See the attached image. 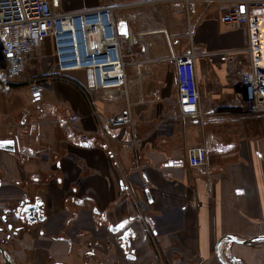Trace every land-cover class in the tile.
<instances>
[{
    "label": "crops",
    "instance_id": "crops-1",
    "mask_svg": "<svg viewBox=\"0 0 264 264\" xmlns=\"http://www.w3.org/2000/svg\"><path fill=\"white\" fill-rule=\"evenodd\" d=\"M113 4L124 88L85 91L82 72L52 74L50 39L21 80L0 81V140L15 147L0 150V208L34 198L45 216L34 235L0 234V248L11 264H264V240L225 239L264 236V116L240 108L248 37L222 22L233 0L192 11L176 0H61V10ZM190 49L200 113L182 116L175 57ZM197 145L206 161L193 168L185 155Z\"/></svg>",
    "mask_w": 264,
    "mask_h": 264
},
{
    "label": "built area",
    "instance_id": "built-area-1",
    "mask_svg": "<svg viewBox=\"0 0 264 264\" xmlns=\"http://www.w3.org/2000/svg\"><path fill=\"white\" fill-rule=\"evenodd\" d=\"M176 1H181L186 11H192L195 2L202 0ZM233 2V8L222 17V22L244 26L248 37L249 63L238 72L242 86L240 108L247 114L264 116V0ZM240 6L244 7L243 11ZM117 8L118 4H113L69 12L61 10V0H0V81L21 80L28 69L35 68L29 61L36 49L44 40L50 39L54 55L52 74L60 77L70 72H82L85 91L124 88L125 62L115 18ZM256 9L262 13L257 14ZM195 56L190 49L175 57L182 116L200 113L199 88L193 72ZM28 87L31 97L37 98L38 81L31 79ZM129 116L126 111L110 123L121 125L129 120ZM78 120L77 115L69 117L72 123ZM185 156L188 166L200 167L205 164L206 149L202 145L189 147Z\"/></svg>",
    "mask_w": 264,
    "mask_h": 264
},
{
    "label": "flooded vegetation",
    "instance_id": "flooded-vegetation-1",
    "mask_svg": "<svg viewBox=\"0 0 264 264\" xmlns=\"http://www.w3.org/2000/svg\"><path fill=\"white\" fill-rule=\"evenodd\" d=\"M25 199L29 200V204H34L36 203V201L40 202L39 200L34 198H24L23 200ZM22 201L18 202L17 204H9L0 208V234H3L4 239H9L13 236H18L19 238L29 236L31 235V232H36V226L43 223L45 220V216L41 209L42 205L39 206L40 213L43 216V219L41 221L36 214H34V218L36 219V221L34 222H31L29 218H26V214L22 213L21 211L20 204ZM40 204L42 203L40 202ZM112 229H114V227H111V230Z\"/></svg>",
    "mask_w": 264,
    "mask_h": 264
},
{
    "label": "water",
    "instance_id": "water-1",
    "mask_svg": "<svg viewBox=\"0 0 264 264\" xmlns=\"http://www.w3.org/2000/svg\"><path fill=\"white\" fill-rule=\"evenodd\" d=\"M118 33L120 35H124L126 33V30L123 28H118ZM0 150L6 151V152H13L15 150L14 142L12 140H0ZM40 205L41 204L38 201H36V203H34V204H29L28 199L23 200L20 204L22 213H25L26 218H29L31 222L36 221V219L34 218L35 217L34 214L38 215L37 217L39 218L40 221L43 219L42 218L43 216L40 213V209H39ZM9 228H11V227H9ZM225 239L229 242H234V243H237L240 245L247 246V245H251V244L258 242V241H263L264 236L256 237V238H252V239H248V240H235L233 238H228V237ZM0 252L4 257V262L6 264H11V262L5 256V252L1 248H0ZM219 259H220L222 264H227L220 256H219Z\"/></svg>",
    "mask_w": 264,
    "mask_h": 264
},
{
    "label": "bare ground",
    "instance_id": "bare-ground-1",
    "mask_svg": "<svg viewBox=\"0 0 264 264\" xmlns=\"http://www.w3.org/2000/svg\"><path fill=\"white\" fill-rule=\"evenodd\" d=\"M262 38H263V40H264V26L262 27Z\"/></svg>",
    "mask_w": 264,
    "mask_h": 264
},
{
    "label": "rangeland",
    "instance_id": "rangeland-1",
    "mask_svg": "<svg viewBox=\"0 0 264 264\" xmlns=\"http://www.w3.org/2000/svg\"><path fill=\"white\" fill-rule=\"evenodd\" d=\"M31 235H34V233L31 232Z\"/></svg>",
    "mask_w": 264,
    "mask_h": 264
}]
</instances>
